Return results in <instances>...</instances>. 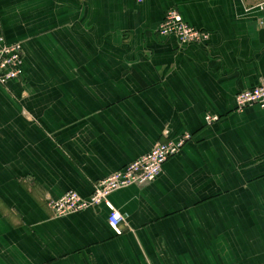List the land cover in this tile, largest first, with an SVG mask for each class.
Listing matches in <instances>:
<instances>
[{
  "label": "crops",
  "instance_id": "crops-1",
  "mask_svg": "<svg viewBox=\"0 0 264 264\" xmlns=\"http://www.w3.org/2000/svg\"><path fill=\"white\" fill-rule=\"evenodd\" d=\"M256 5L0 0V37L23 50L21 83L0 86V264H264V110H235L264 78ZM170 9L207 42L160 37ZM183 133L153 184L109 197L119 234L105 206L48 208Z\"/></svg>",
  "mask_w": 264,
  "mask_h": 264
},
{
  "label": "built area",
  "instance_id": "built-area-1",
  "mask_svg": "<svg viewBox=\"0 0 264 264\" xmlns=\"http://www.w3.org/2000/svg\"><path fill=\"white\" fill-rule=\"evenodd\" d=\"M256 1L255 9L263 12L264 0ZM156 33L162 38H174L180 48L190 45H203L210 36L208 32L185 23L175 9H170L167 12ZM22 76L23 50L21 45L19 43L8 44L4 38L0 37V86L7 87L10 84H20ZM253 107L264 110V78L256 87L239 92L235 96V110L237 112ZM204 119L206 123H213L217 117L207 115ZM190 140L191 135L183 133L173 140L156 144L148 154L100 181L86 200L81 199L74 192H68L57 200H49L47 206L55 218H63L87 209L97 210L101 206H105L109 212L108 225L115 233L119 234L121 216L109 202V197L129 186L153 184L158 179L164 164L179 156L183 146Z\"/></svg>",
  "mask_w": 264,
  "mask_h": 264
}]
</instances>
